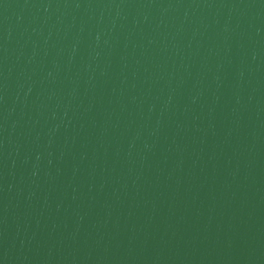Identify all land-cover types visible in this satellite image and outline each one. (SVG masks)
<instances>
[{"label":"water","instance_id":"1","mask_svg":"<svg viewBox=\"0 0 264 264\" xmlns=\"http://www.w3.org/2000/svg\"><path fill=\"white\" fill-rule=\"evenodd\" d=\"M0 264H264V0H0Z\"/></svg>","mask_w":264,"mask_h":264}]
</instances>
